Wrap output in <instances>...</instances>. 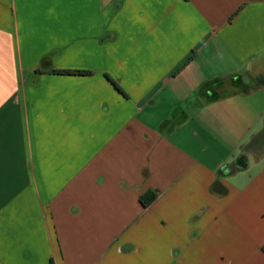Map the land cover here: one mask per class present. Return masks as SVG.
I'll list each match as a JSON object with an SVG mask.
<instances>
[{
    "label": "crops",
    "instance_id": "crops-1",
    "mask_svg": "<svg viewBox=\"0 0 264 264\" xmlns=\"http://www.w3.org/2000/svg\"><path fill=\"white\" fill-rule=\"evenodd\" d=\"M0 264H264V0H0Z\"/></svg>",
    "mask_w": 264,
    "mask_h": 264
},
{
    "label": "trees",
    "instance_id": "trees-1",
    "mask_svg": "<svg viewBox=\"0 0 264 264\" xmlns=\"http://www.w3.org/2000/svg\"><path fill=\"white\" fill-rule=\"evenodd\" d=\"M191 57H192V55H190V56H188V58H187V60L186 61H188L189 59H191ZM185 61V62H186ZM185 64V63H184ZM183 65V64H182ZM65 73H71V72H68V71H65ZM81 73V72H80ZM239 159H241V158H239ZM246 163L245 162H242V161H240L239 160V166L241 167V166H244ZM152 200V195H150V196H147V201L146 202H149V201H151Z\"/></svg>",
    "mask_w": 264,
    "mask_h": 264
}]
</instances>
